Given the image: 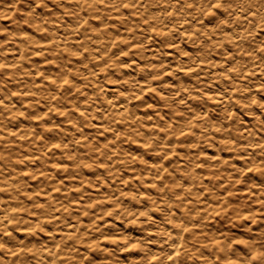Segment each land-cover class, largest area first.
I'll return each instance as SVG.
<instances>
[{
    "label": "clouds",
    "instance_id": "clouds-1",
    "mask_svg": "<svg viewBox=\"0 0 264 264\" xmlns=\"http://www.w3.org/2000/svg\"><path fill=\"white\" fill-rule=\"evenodd\" d=\"M0 264H264V0H0Z\"/></svg>",
    "mask_w": 264,
    "mask_h": 264
}]
</instances>
